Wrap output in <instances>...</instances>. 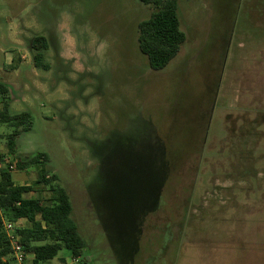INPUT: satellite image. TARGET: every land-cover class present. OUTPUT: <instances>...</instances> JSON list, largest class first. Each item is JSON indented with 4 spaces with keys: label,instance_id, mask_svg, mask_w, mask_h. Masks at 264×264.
<instances>
[{
    "label": "rangeland",
    "instance_id": "rangeland-1",
    "mask_svg": "<svg viewBox=\"0 0 264 264\" xmlns=\"http://www.w3.org/2000/svg\"><path fill=\"white\" fill-rule=\"evenodd\" d=\"M154 10L139 0H0L12 53L0 76L12 81L10 113L32 121L15 150V127L0 121V172L32 185L37 168L17 163L47 153L86 241L80 258L63 248L43 264H264V0H178L186 41L158 71L139 48L138 25ZM65 13L82 40L90 28L110 45L103 62L88 55L91 70L75 82L58 43ZM37 36L48 69L34 63ZM61 81L70 101L58 99ZM90 99L88 123L66 115ZM50 195L44 184L26 194Z\"/></svg>",
    "mask_w": 264,
    "mask_h": 264
},
{
    "label": "trees",
    "instance_id": "trees-1",
    "mask_svg": "<svg viewBox=\"0 0 264 264\" xmlns=\"http://www.w3.org/2000/svg\"><path fill=\"white\" fill-rule=\"evenodd\" d=\"M152 5L155 10L150 18L139 23V48L148 57L150 67L155 70L166 68L178 55L186 34L181 29L178 11V0H139ZM35 51L36 67L48 69L44 62V51L47 41L44 36H37L32 41ZM8 87L0 82V94L3 95V109L0 110V121L15 127L9 135V148L15 150L16 139L23 131L32 128L29 112L11 114L9 112ZM50 157L45 152L21 159L18 169L36 167L38 177L30 185L16 184L10 169L0 172V264H9L11 246L4 230L3 216L12 222L25 220L29 224L21 227V242L28 254L33 255L35 264H43L54 259L60 250L71 251L74 259H78L86 248V241L72 218L73 204L68 191L58 183L56 174L50 175L48 163ZM41 184L49 185L51 195L48 200L27 197L33 187Z\"/></svg>",
    "mask_w": 264,
    "mask_h": 264
},
{
    "label": "clouds",
    "instance_id": "clouds-1",
    "mask_svg": "<svg viewBox=\"0 0 264 264\" xmlns=\"http://www.w3.org/2000/svg\"><path fill=\"white\" fill-rule=\"evenodd\" d=\"M15 23V22H13ZM58 43L61 49V59L65 62L66 66L70 68L68 73V78L72 81H77L80 78V75L85 71H90L87 65L88 55L95 57L97 60L103 62L107 56L109 50V43L106 39H101L90 28L85 29L88 33L87 41L81 39L84 35V32L73 31V21L69 14L65 13L58 25ZM65 46H71L75 49V55H65L64 48ZM87 48L88 52L85 55L81 51V48ZM47 86L45 85V90ZM56 92L58 93V99L61 101H70L72 99L70 88L66 81H61L58 85ZM92 90L85 88L82 96L89 97ZM93 111L91 99L86 104L84 100H78L75 107H69L66 115L70 117H79L82 123H88L89 116L88 114ZM85 113V115H81Z\"/></svg>",
    "mask_w": 264,
    "mask_h": 264
},
{
    "label": "built area",
    "instance_id": "built-area-1",
    "mask_svg": "<svg viewBox=\"0 0 264 264\" xmlns=\"http://www.w3.org/2000/svg\"><path fill=\"white\" fill-rule=\"evenodd\" d=\"M13 168V165L11 166ZM4 230L8 237L11 246V260L9 264H25L28 257V252L25 250V246L21 242V236L19 229L21 228L17 222L7 220L3 216Z\"/></svg>",
    "mask_w": 264,
    "mask_h": 264
},
{
    "label": "crops",
    "instance_id": "crops-1",
    "mask_svg": "<svg viewBox=\"0 0 264 264\" xmlns=\"http://www.w3.org/2000/svg\"><path fill=\"white\" fill-rule=\"evenodd\" d=\"M12 33V32H11ZM10 33V34H11ZM10 34H8V35H10ZM8 38H11L10 36L8 37ZM3 42H5V32H1L0 33V54L2 55V54H4V59H2V57H1V55H0V63L2 64V65H0V70H3V67H5V59H6V63L7 64H10L11 63V61H9V58H10V55L12 54L11 52H5V46H3ZM253 42H258V41H253ZM20 69V68H19ZM19 69L16 67L15 68V71H14V74L15 75H17L18 74V71H19ZM0 78L2 79V80H4V81H0V82H2V83H4L7 87H8V89H9V86L7 85L8 83H12V81L11 80H6L4 77H2V76H0ZM0 79V80H1ZM8 94H10V91H9V93ZM0 96H1V98H2V102H4V96L3 95H1L0 94ZM9 95H7V97H8ZM10 107H11V99H10V96H9V112H10ZM25 112V111H24ZM22 113V112H21ZM19 114V113H18ZM17 184V183H16ZM19 185H27V184H19ZM28 197V196H27ZM31 198V197H30ZM0 212L1 213H3L2 212V210H0ZM5 218V217H4ZM23 221H25V220H19L17 223H18V225H19V223L20 222H23ZM27 222V221H26ZM29 225V224H28ZM27 227V226H26ZM234 231V228H232L231 229V231L230 232H233ZM229 232V234H231ZM232 235V234H231ZM241 238H243V237H241ZM230 243V242H229ZM245 243H247V242H242L241 244H239L240 246H242V244L243 245H245L247 248V251L248 250H251L250 249V247H249V243H247V244H245ZM260 245H262L261 243H258V244H253V249L252 250H261L262 249V247H260ZM232 246V245H231ZM236 247H239V246H236ZM241 248V247H240ZM34 258V257H33ZM35 264V263H34Z\"/></svg>",
    "mask_w": 264,
    "mask_h": 264
}]
</instances>
